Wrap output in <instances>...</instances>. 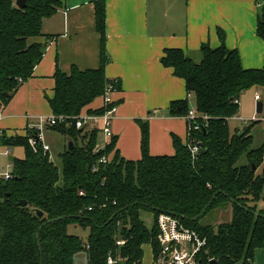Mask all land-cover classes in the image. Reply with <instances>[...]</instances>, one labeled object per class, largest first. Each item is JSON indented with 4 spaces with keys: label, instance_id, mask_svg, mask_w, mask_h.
<instances>
[{
    "label": "trees",
    "instance_id": "1",
    "mask_svg": "<svg viewBox=\"0 0 264 264\" xmlns=\"http://www.w3.org/2000/svg\"><path fill=\"white\" fill-rule=\"evenodd\" d=\"M61 6L60 0H27L20 9L16 0H0V114L43 60L54 38L43 33V23ZM94 6L99 67L74 66L69 74L56 69L54 96L48 98L55 116L102 114L103 106L90 108L93 102L111 85L121 89L120 81L106 77V1L95 0ZM257 34L264 40V3ZM220 37L221 47L205 44L199 56L164 51L162 64L185 80L199 116L208 118L198 121L199 130L189 131L186 144L173 137V156L151 155L149 123L143 120L137 121L142 129L137 161L120 155L115 137L95 152L100 132L77 130L74 119L48 127L74 143L73 150L59 155L60 167L41 145L37 151L30 146L35 131L25 137L0 136L1 145L25 149V158L13 160L11 178L0 179V264H74L85 249L87 264H108L110 257L119 259L117 264H143L144 246H151L154 260L161 252L158 220L163 214L206 241L203 261L255 264L257 253L264 252V145L253 148L249 128L231 131L229 119L238 114L236 101L245 91H264V67L244 69L238 52L226 47L222 31ZM190 105L189 100L173 102L170 113L185 117ZM190 145L200 152L193 155ZM102 157L109 162L102 164ZM21 201L27 205L20 206ZM229 207L230 222L216 227L200 223L212 210ZM36 210L44 216L39 218ZM143 210L154 215L151 228ZM51 220L56 221L48 224ZM72 225L88 230L87 243L70 234Z\"/></svg>",
    "mask_w": 264,
    "mask_h": 264
},
{
    "label": "crops",
    "instance_id": "2",
    "mask_svg": "<svg viewBox=\"0 0 264 264\" xmlns=\"http://www.w3.org/2000/svg\"><path fill=\"white\" fill-rule=\"evenodd\" d=\"M60 1L62 6L57 13L43 23V33L54 36L43 60L0 114V132L8 137H25L29 131L36 133L42 118L53 115L48 98L54 96L57 68L69 74L74 66L81 70L99 67L101 43L96 30L95 0ZM105 1L106 51L110 58L106 77L120 81L121 87L113 94L119 106L112 128L116 150L126 160L137 161L142 157V129L138 120L149 123L152 156H173V137L187 143L189 124L184 117L173 116L170 108L177 101L189 100L193 102L192 107L195 102L187 92L185 80L162 64L166 49H181L199 56L205 44L213 49L222 46V31L226 47L238 52L244 69L264 67V40L257 34L264 0ZM257 95L264 105L262 89L252 88L241 95L239 112L229 119V124L231 120L240 124L229 127L231 131L249 128L253 144L262 146L264 127L259 125L258 130L254 124L244 123L257 115ZM102 106L103 97L96 99L90 108ZM60 139L63 150L55 155L63 153L69 142L62 136ZM227 210L232 212L231 207ZM142 218L151 228L154 215L152 224L146 223L143 214ZM143 264H154L149 245L144 246Z\"/></svg>",
    "mask_w": 264,
    "mask_h": 264
},
{
    "label": "built area",
    "instance_id": "3",
    "mask_svg": "<svg viewBox=\"0 0 264 264\" xmlns=\"http://www.w3.org/2000/svg\"><path fill=\"white\" fill-rule=\"evenodd\" d=\"M118 90L115 86L111 85L106 89L103 95V108L102 114H89L82 113L76 118H69L65 116H55L42 118L40 127L36 130V135L29 139L30 146L37 151V146L41 145L44 152L50 153V147L42 142V132L45 128L54 126L58 123H65L70 119L76 121V129H89L98 130L100 132V142L97 144L95 152H99L105 149L114 137L113 132V121L117 114L118 104L113 99V94L117 93ZM256 100L259 101L260 97L257 95ZM239 105V100L236 101ZM189 124V131L199 130V120L206 121L208 118L200 117L196 107H192L189 113L184 117ZM201 118V119H200ZM254 122L261 123L264 127V116L257 117V115L249 120H244V123ZM3 133L0 132V136ZM190 152L195 155L200 152V147L197 145L189 146ZM109 158L102 157L100 162L102 164L108 163ZM93 171H97V167H94ZM11 174L7 173L4 175L5 180H9ZM158 226L160 228V245L161 252L154 264H209L210 261L205 262L201 258V254L206 246V241L201 239L198 234L185 228L180 221L168 214H163L159 217ZM123 245V243H119ZM118 260L113 258L108 259V264H117Z\"/></svg>",
    "mask_w": 264,
    "mask_h": 264
},
{
    "label": "rangeland",
    "instance_id": "4",
    "mask_svg": "<svg viewBox=\"0 0 264 264\" xmlns=\"http://www.w3.org/2000/svg\"><path fill=\"white\" fill-rule=\"evenodd\" d=\"M193 106V102H191L190 105V109H192ZM264 114H257V117H263ZM249 125H256L258 130H260L261 128L258 127L259 125H261V123L257 122H248ZM238 122H235L233 120L230 121V127L234 128L235 126H237ZM262 126V125H261ZM263 127V126H262ZM42 140L44 141V143L49 144L52 147V155H54L53 161L57 166H61L60 164V159H59V155H55L56 153H58L59 151L63 150L61 148H63L61 142L62 140L60 139V135L58 133H56L55 131L51 130V129H44L43 130V136H42ZM63 143V142H62ZM260 145H255L253 144V148H258ZM68 148V145H67ZM9 152V155H6V152ZM25 158V149L23 147H10V146H5V145H1L0 144V179H4V175L7 173H11L13 171V160L14 159H23ZM52 158V156H51ZM261 173V171L259 172ZM141 214H143V217L146 221V223L148 224H152L151 223V219L153 220V215L151 212L149 211H142ZM150 220H148V218ZM232 212L225 210V209H216V210H212L211 212H209L207 214V216H205L202 220H201V224L202 225H210V226H218L221 223H225V222H230L232 220ZM69 232L70 234L79 236L83 242L87 243L88 240V235L89 232L88 230H84L79 226H69ZM148 252V251H147ZM261 253H262V257H261ZM257 264H264V252L263 250L258 252V256H257ZM74 264H87V255H86V249L82 250L80 252H78L75 256L74 259Z\"/></svg>",
    "mask_w": 264,
    "mask_h": 264
},
{
    "label": "water",
    "instance_id": "5",
    "mask_svg": "<svg viewBox=\"0 0 264 264\" xmlns=\"http://www.w3.org/2000/svg\"><path fill=\"white\" fill-rule=\"evenodd\" d=\"M16 5L20 8V9H25L27 7V0H16ZM264 111V105H263V102H258L257 105H256V113L257 114H262ZM73 147H74V143L73 141H69L68 142V150L71 151L73 150ZM203 152H206V150H203ZM20 206L22 207H25L27 205V202L26 201H21L20 203ZM206 212V210L203 212V214ZM202 214V215H203ZM36 215L39 217V218H42L44 216V213L40 210H36ZM201 215V216H202ZM61 218H58L56 220H60ZM56 220H51L48 222L49 223H52ZM196 220V219H195ZM39 236V235H38ZM210 264H218L217 261L215 260H211L210 261Z\"/></svg>",
    "mask_w": 264,
    "mask_h": 264
}]
</instances>
